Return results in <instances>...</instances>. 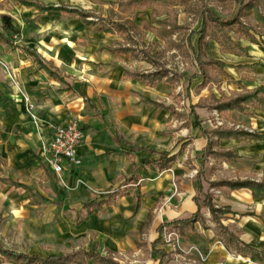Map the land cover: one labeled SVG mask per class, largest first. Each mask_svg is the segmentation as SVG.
<instances>
[{
  "label": "crops",
  "instance_id": "1",
  "mask_svg": "<svg viewBox=\"0 0 264 264\" xmlns=\"http://www.w3.org/2000/svg\"><path fill=\"white\" fill-rule=\"evenodd\" d=\"M4 1V8L0 7V36L11 45L0 44V159L5 162L1 165L0 177L24 187L0 183V245L9 251L43 258L85 250L112 258L119 264H257L224 247L208 210L205 211L206 227L197 223L196 234L188 240L182 239L181 250L173 251L164 246L159 228L188 220L197 213L194 198L201 170L206 190H209V182L221 180L264 181V112H233L225 121L217 111L195 107L210 93L217 98L243 93L235 84L241 78L233 66L257 65V71L250 75L251 81L242 85L246 90L264 86V34L260 37L252 32L258 44L240 39L242 47L249 48L248 57L223 55L220 46L210 41L209 59L224 62L225 71L232 78H224L221 89H217L214 85L202 87L204 79L199 76L194 62L181 56L176 49H169L158 37L159 27L152 21V9L122 14L138 27L149 23L156 29L144 31L145 38L139 41L137 48L139 58L134 59L130 55L103 50L115 41L123 42L122 36L95 33L78 20L60 13L39 15L36 9L16 5L12 0H0V3ZM39 1L46 6L103 11L105 17L111 8L89 0ZM102 1L114 3L117 0ZM259 4L264 15L261 0ZM182 7L176 8L177 24L186 30L175 33L173 41L188 39L201 27L200 16L197 29L186 27L191 16L185 14ZM2 15L13 19L18 35L5 30ZM27 17H39L36 30L28 29ZM197 40V36L191 39L194 47ZM24 49L36 52L51 63L65 83L50 77ZM142 50L152 56L165 52L160 63L169 71V77L174 74L181 77L178 85L173 86L164 78L150 87L126 78L125 71L157 72V67L139 52ZM170 55L183 59L186 64L192 62L196 71L182 74L178 67L172 68L167 61ZM193 76L196 77L188 81ZM163 87L170 90L163 93L160 91ZM179 88L187 94L189 116L171 102L173 95L170 94ZM73 120H78L85 132L78 148L82 165L67 167L60 179L42 160L41 144L52 138L56 127ZM218 121L223 125L218 126ZM219 127L243 130L261 138L221 140L220 147L234 151L238 161L229 164L214 159L204 161L208 140L201 128L211 131ZM120 138L122 145L117 141ZM129 149L132 150L130 155ZM161 153L178 155L171 170L160 172L153 165L144 166L145 160H157ZM135 166L143 168L137 171L141 179L138 186L129 189L130 195L119 199L117 205L105 206L99 213L87 217L82 211L83 205L93 199L102 200L111 190L117 189L124 178L133 175ZM209 192L215 197L216 207L230 212L223 223L240 232L244 243L264 250V198L254 199L248 189H210ZM138 196L141 205L135 215L133 198ZM150 216V229L143 233ZM49 222V227L55 231L53 235L48 230ZM51 237H58V242L68 250L64 253L49 251L43 255L26 249L32 239L45 241ZM6 241L11 244L16 241L21 247H10ZM192 247L208 259L203 262L197 252H190Z\"/></svg>",
  "mask_w": 264,
  "mask_h": 264
},
{
  "label": "trees",
  "instance_id": "2",
  "mask_svg": "<svg viewBox=\"0 0 264 264\" xmlns=\"http://www.w3.org/2000/svg\"><path fill=\"white\" fill-rule=\"evenodd\" d=\"M16 5H21L29 9H36L39 15L47 13H60L62 16L69 19H75L81 22L85 28L95 33H104L119 35L123 37V42L115 41L111 46L103 48L113 54H126L138 59L137 48L139 41L144 40V31H155L152 24H144L143 27H138L133 20L125 19L122 14H129L133 10L139 12L152 9L151 18L154 24L159 27L157 30L158 37L165 42L169 49H176L181 56L190 59L198 68L199 76L204 79L202 87L210 85L216 86L221 89L225 80L232 79L231 76L225 71L227 65L222 61L209 59L210 41L216 42L220 46L223 55H234L237 57H248L249 48H243L240 39L245 38L254 44H258L257 39L252 34H264V15L260 10V0H209L221 3L228 6L233 10V14L229 18H221L214 14L212 10L204 4L199 12L201 18V27L197 32L189 35L188 39H179L173 41V35L179 31H185L186 28L179 27L177 24L176 8L181 5L190 6L195 0H117L114 3H107L102 0H89L95 5L111 6L105 17L103 11L99 13L86 12L80 9L68 8L65 5L55 7L54 5L46 6L39 0H12ZM5 1L0 3V7L4 8ZM235 4V8H234ZM116 7L115 11L113 8ZM161 18H165L161 20ZM253 19L257 24H248L244 20ZM4 28L7 32L18 35L19 32L13 26V19L9 15H2ZM29 30L34 31L38 28L39 17L32 19L26 18ZM197 36V45H192V37ZM0 44L11 45V43L4 37L0 36ZM264 50V49H263ZM28 56L32 57L40 68L56 81L65 83L64 77L61 76L59 71L53 65L41 59L36 52L24 49ZM143 54L144 59L157 67V72L153 74H144L125 71L124 76L131 80L141 81L148 86L153 87L158 82L167 78V81L177 86L180 81V76L174 74L169 77V71L165 65L160 63L165 57V52H158L152 56L146 50L139 51ZM137 53V54H136ZM257 65L246 66H233L236 73L240 76L241 80L236 81L235 84L243 90L242 94L227 98L222 95L217 98L214 93H210L209 97L197 106L198 108H208L212 111H217L222 120L228 121L230 114L238 112L242 114H249L253 111L264 112V86L258 87L253 90L244 89L242 83L251 81L250 75L257 71ZM196 76L188 79L190 81ZM69 88V87H68ZM70 89V88H69ZM161 107L160 105L155 104ZM194 107V108H195ZM171 110V108H167ZM200 127V124H199ZM204 137L208 140V145L203 154L204 161L214 159L225 163H233L238 161V156L234 151H226L220 147L221 140H236L247 141L260 139L258 135L250 134L243 130L229 129L219 127L215 130H204L201 128ZM122 145V138L117 140ZM128 155L132 152L129 149ZM157 160H145L144 166L153 165L160 172L169 171L178 160V155L171 156L169 153H161ZM5 162L0 159L1 165ZM142 166H135L133 175L130 178H124L123 183L115 190H111L104 196L102 200L93 199L91 202L84 204L82 211L87 217L99 213L103 207H112L117 205V201L123 197L130 195L129 189H134L138 186L140 176L137 171H140ZM202 170L197 176L198 189L197 195L194 198L198 206V211L192 218L184 221H177L172 224H165L159 228L161 235L164 227L170 231L177 232L183 240H188L190 236L196 234V224L200 223L206 227L207 219L205 218V211L208 210L211 214L212 221L216 224L215 231L224 247L229 252H234L243 258H249L252 262L257 264H264V250H257L254 246L244 243L240 239V232L236 231L231 226H226L223 221L230 213L228 209L218 208L214 204L215 197L210 194V189H227L229 191L248 189L253 193L254 199L264 198V181L256 183L252 181H229L221 180L216 182H209V190L204 188L201 180ZM0 183L16 188H23L24 186L19 182H14L11 179H3L0 177ZM134 199V214L136 215L140 209V196ZM152 223L151 216L144 224L142 232H147ZM166 257V255H165ZM0 259L3 264H119L112 258L103 257L98 253L79 250L66 253L64 255H51L46 258L38 255H29L17 253L4 249L0 245Z\"/></svg>",
  "mask_w": 264,
  "mask_h": 264
},
{
  "label": "built area",
  "instance_id": "3",
  "mask_svg": "<svg viewBox=\"0 0 264 264\" xmlns=\"http://www.w3.org/2000/svg\"><path fill=\"white\" fill-rule=\"evenodd\" d=\"M223 123L218 121V126ZM85 137V132L78 120H73L67 124L58 126L54 130L51 139L43 140L41 144V156L47 167L59 178L62 177L65 169L69 166L79 167L82 160L78 155V148ZM164 246L173 251L182 249V238L177 232L170 231L164 227L161 233ZM200 255L203 262L208 256H203L196 247H192Z\"/></svg>",
  "mask_w": 264,
  "mask_h": 264
},
{
  "label": "rangeland",
  "instance_id": "4",
  "mask_svg": "<svg viewBox=\"0 0 264 264\" xmlns=\"http://www.w3.org/2000/svg\"><path fill=\"white\" fill-rule=\"evenodd\" d=\"M206 4L208 6V8L210 10H212L214 12V14L218 17L221 18H229L232 16L233 14V10L229 9L228 6H225L221 3L218 2H214V1H200V0H195L190 6H184L182 8H180L185 14H189L191 17V22L188 21L186 27L190 30H194L198 28V23L200 21L199 18V12L201 11L202 6ZM234 8H235V4H234ZM261 8L262 11H264V0H261ZM179 10V9H178ZM245 23L248 24H254L256 25L255 22H252L250 20H244ZM171 67L172 68H179V70H181L182 74H193L196 70L192 64V62H188V64L185 63V61H183V59L179 58V57H174L173 55L168 56V60ZM184 63V64H183ZM137 68H139V66H137ZM170 89H168L167 87H163V89L161 88L160 91L163 93H167ZM174 92V91H173ZM172 96L171 98V102H174V104H176L179 108L184 109V114H186V116H189V103L187 100V94L185 93V91H183L182 89L179 88V90L177 89L174 94H170ZM196 99V97H195ZM192 119V118H191ZM189 138V137H187ZM186 138V139H187ZM42 158V156H41ZM43 160V158H42ZM61 179V178H60ZM55 215V214H54ZM50 222L47 223V226H50ZM57 225V224H56ZM0 226H2V223L0 222ZM52 227H54V223L52 224ZM50 228V227H49ZM48 230H50V233L52 232V235L55 233L54 228H50ZM2 237V236H1ZM5 239V238H4ZM2 239V240H4ZM58 237H51L48 240H42V239H32L31 241H29L27 243L28 248L26 249H32L34 252H38V253H42L47 254L49 251L52 253H64L68 250V247L66 245H63L61 242H58ZM7 242V241H6ZM5 242V243H6ZM6 244H9L10 247H21V244L16 242L14 244H11L10 242H7ZM0 264H2L1 260H0Z\"/></svg>",
  "mask_w": 264,
  "mask_h": 264
}]
</instances>
